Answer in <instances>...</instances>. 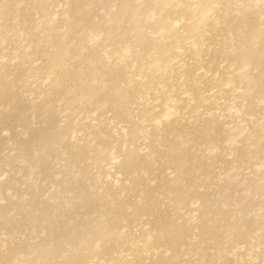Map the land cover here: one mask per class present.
Segmentation results:
<instances>
[{"label": "bare ground", "instance_id": "6f19581e", "mask_svg": "<svg viewBox=\"0 0 264 264\" xmlns=\"http://www.w3.org/2000/svg\"><path fill=\"white\" fill-rule=\"evenodd\" d=\"M0 264H264V0H0Z\"/></svg>", "mask_w": 264, "mask_h": 264}]
</instances>
